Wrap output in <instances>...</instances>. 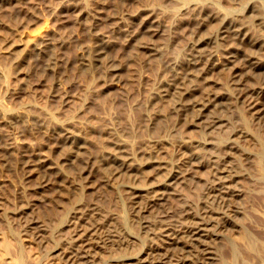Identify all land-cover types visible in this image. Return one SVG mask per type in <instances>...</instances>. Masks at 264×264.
Listing matches in <instances>:
<instances>
[{"label":"rangeland","instance_id":"obj_1","mask_svg":"<svg viewBox=\"0 0 264 264\" xmlns=\"http://www.w3.org/2000/svg\"><path fill=\"white\" fill-rule=\"evenodd\" d=\"M139 3L149 7L160 21L161 31L155 36V40L164 43V46L159 53L148 55L145 49L137 50L136 41L120 35L103 54L98 55L95 48L92 49V54L91 52L89 54L92 61L87 55L89 52L85 53L86 57L80 56L81 49L94 45L101 33L113 34L116 19H109L111 16L124 15L131 33L138 31L142 26L140 23L142 14L137 17L132 15V11ZM61 4L65 11L60 15L57 14L56 8ZM218 5L231 7L229 9L235 10L234 13L239 15L238 17L240 14L243 15L240 18L242 21L252 19L250 24L255 21V25H252L256 28L258 25L259 31H256V28L254 30L252 28L251 31L255 36L261 35L264 40V26L255 19L256 15L261 16L264 12V0H0V70L3 73L0 75V107L5 110H24L34 118L29 123L16 124L0 119L2 136L0 143H3L0 144V236H3L0 237V259L5 256L4 264L9 263L7 262L9 259L11 260L9 264L16 263V260L13 261L11 258H16L17 255L21 256L23 262L19 260L16 264H73L66 256L71 248L66 247L65 241L73 233L68 227V217L72 214L75 203L97 208L94 209L95 217L80 219V227L78 226L80 229L74 231L77 232L74 237L78 234L83 235L77 238L84 244V248H90L89 252L92 255L88 258L93 261H88V264H178V260L173 258L171 253L174 245L171 243L172 239L161 236L156 240L152 234L145 232L146 228L141 223L143 219L152 218L154 212L160 208V202L153 201L152 204L149 203L147 210L142 211L140 206L144 204L141 200L143 197L135 198L129 194L126 185L131 182L124 175L117 176L113 173L112 166H109L104 158L107 154L105 149L109 151L112 140L121 139L126 147L136 151L138 158L149 156L147 151H150L152 154L150 152L149 154L152 156L158 152L157 155L160 154L161 158L162 155L163 158L166 156L164 159H173L177 155L178 158L182 157L186 153L182 154L184 151L180 149L179 142L184 138H188L184 139L185 141L193 139L194 143L210 140L216 145L219 140L233 136L229 130H225L229 133L222 131L224 128H216L211 132L202 128L204 118L212 112L223 114L228 119V126L225 128L232 129L244 124L248 131L247 137L245 134L241 135L242 133H237L238 137L234 135L237 143L233 139V144L236 143L235 148L228 149L229 154L224 161L237 175L232 181L224 182L222 189L241 191L242 195L234 198L240 202L243 213L231 212L229 218L227 217V225L231 230L237 227L239 231L248 234L252 238L248 241L249 245H253L254 242L252 247L256 252H261L264 246V232L259 226L264 221L261 213L264 212V171L260 173L258 166L261 163L264 165V156L260 155L261 151H264V120L258 122L252 118L248 109L239 100L230 97V93L237 91V87H240L239 90L251 88L264 79L246 71L243 66L239 70L241 73L234 74L229 66H225L224 70L222 66L217 67L208 74L211 76L206 80L189 76L176 78L181 90L189 86L200 87V90L202 86H206L212 97L219 94V98L222 96L219 100H213L214 104L211 102V106L204 109L201 118L198 119L192 116L190 109L180 105L179 102L182 101L179 100L180 95L177 92L164 97H159L156 93L160 77L169 81L174 79L171 67L168 68L167 65L185 63L194 52L190 49L189 43L191 30L197 24L199 10L212 9ZM250 9L252 11H249ZM127 10H131V13ZM217 20L219 19L211 21L204 31H207L205 34L208 35L218 34L216 41L221 45L230 37L225 38L226 34L225 37L219 36L220 22ZM94 22L97 24L92 28L90 25ZM40 27L54 43L38 56L30 49L17 67H11L9 63L11 56L5 52L7 42L16 38L17 29L34 33ZM207 46L212 47L209 49ZM207 46L206 49L211 50L215 44ZM28 48H32V44ZM258 55L264 56V52L260 51ZM115 66L119 69L117 73L111 69ZM113 72L116 74H112ZM174 106L175 109L171 108ZM53 120L63 122L71 128L80 126L85 143L77 151L78 157L66 164L60 163L62 166L59 165L61 166L59 174L54 173L50 179L48 175V181L46 179L41 183V179L30 175L26 166L17 157L22 150L45 141L54 142L53 137L43 130L45 126H51ZM105 144L109 147L107 145V148ZM211 145H207L206 148L192 147L197 153L192 161L197 165L189 177L187 176V180L177 186L180 198L168 195L167 201L174 208L184 201L189 203L191 209L200 210L203 205V188L208 175L207 162L211 159L213 150L214 153H219ZM187 151L191 150L185 152ZM101 164H104L103 167ZM153 168L149 165L145 170L152 171L143 170L142 173H152ZM218 204H213L214 208L221 210ZM213 215L214 220H217L220 214L215 212ZM119 217L123 221L127 220L124 225L126 227L122 226L124 223L121 219L118 220ZM170 218L176 220L177 215L172 213ZM27 219H32L30 221L33 223L25 222ZM34 219L41 225L38 232L30 228L36 223ZM175 220L173 223L177 224ZM98 223L100 227L96 225L99 227L96 231L94 228L85 232L87 225L90 228L92 224L94 226ZM210 228H216V231L218 229L213 225ZM113 234L116 236L111 237ZM107 236L110 239L104 240ZM219 237L212 234L211 239L205 238L207 241L209 239V244L214 246L212 248L219 256V261H215L214 264H223L220 258L226 261L225 264H230L232 252L230 253L229 245H224L229 240ZM111 238L118 240L113 241ZM3 239L6 242L10 241L6 243L2 241ZM141 247L143 251L138 255L139 257L147 255L145 261L139 262L137 258H119L122 254H132ZM196 248L201 249V245ZM240 249L237 250V254L242 253L243 249ZM196 253V264H201L202 258L199 255L201 256L202 252ZM158 258L162 261L160 262Z\"/></svg>","mask_w":264,"mask_h":264},{"label":"bare ground","instance_id":"obj_2","mask_svg":"<svg viewBox=\"0 0 264 264\" xmlns=\"http://www.w3.org/2000/svg\"><path fill=\"white\" fill-rule=\"evenodd\" d=\"M191 4H193V3H191ZM190 8H192V5ZM229 8H231V7H229ZM229 8H228V6H227V8H225V7H222V5L220 7L218 5L216 7H213L212 9L204 8L203 10L202 9L199 10L200 12L198 11L199 14H198V17L196 19L197 24H196V26H193L194 28H193V30H191V39H190V43H189L190 49L192 50V52L193 51L194 52L190 54V57L187 58V61L185 63L184 62L171 63V64L167 65L168 68L171 67L170 71L172 72V75H174L173 80L171 79V81H169L167 78H164V77H160V79H159V85L157 87V92H156L157 96L164 97V96L169 95V93H176L177 92L180 95L179 100H181L182 102H179L178 100H176V101L179 102L180 105H182V107H184L186 109H190L192 116H194L197 119L201 118L202 111L204 109L208 108L209 105L211 106V102L213 100H215V99L219 100L222 96L219 98V96H220V94H219V95H215L214 97H212V94L210 93L209 88H206V86L205 87L202 86V88L200 90H199L200 87L197 88L196 86H189L186 88H182V90H181V89H179L180 86L178 87V82H176L177 81L176 78H181V77L184 78L186 76H189V77L196 78V79H205L206 80L207 77L211 76V75L208 76V74L213 69H215L217 67L222 66L223 70H224L225 66H227V67L229 66V69L234 74V72L241 73V72H239V70L243 66L246 68V71H249L252 74L254 73L255 76H257V77L260 76V78L264 79V56L258 55V53L260 51L264 52V40L262 37H260L261 35L259 36V35H257L258 34L257 33L256 34L257 36H255L254 33L251 31L252 28H253V30L256 28V27H254L255 21H254V23H252L254 25L250 24L252 19L249 20L250 22L245 21L244 20L245 18L243 19L244 21H242L240 18H241V16L243 17V15L240 14V17H238L239 15L234 13L235 10L232 11V9L230 10ZM148 9H149V7H147L141 3L137 4L135 6L134 10L131 9V10H133L132 15L137 16V15L142 14L141 15L142 16L141 21H140L142 26L135 33H131V31L129 30L128 25L124 20V15H121V16L114 15V16L109 17V19H116V24L113 25L114 29L112 28L113 34H107L105 32L104 33L100 32L101 35H99V37L95 41V44L91 45V46L84 47L83 49H81L80 56H83V55H85V53L87 54L88 52L89 53L87 55H89L91 50L94 48L97 51L96 54H98V55L103 54L109 48V46L112 44L114 39H116V37L118 38L120 35H124V37L126 36V39L128 37L129 40L133 39L134 41H136L135 43H136L137 50L138 49H145L146 52L148 53V55H155V54L159 53L161 51V49L163 48L164 43L162 42L163 44H161V42H158L157 39L155 40V38H156L155 36L160 34L159 32L161 31V25H160V21H158L154 12L151 11L150 9L149 10ZM131 10H127V11L130 12ZM64 11H65V7L62 6V4L56 8L57 14L60 13V15H61V13ZM249 11H252V10L250 9ZM262 13L263 14L261 16L256 15L255 19L260 21L261 25L264 26V12H262ZM126 14H128V13L126 12ZM112 15H113V13H112ZM137 17H139V16H137ZM247 17H249V16H247ZM215 19H219L217 21L220 22V24H218V25H220V29H218L220 31L219 36H221V37L226 36L225 38H227V36L230 37L224 44H221V45H220V42H219V44H217V41H216V40H218L217 39L218 38L217 33H216L217 35H208V34H205V33H207V31L206 32L204 31L205 27L211 21H214ZM247 19H249V18H247ZM110 21H112V20H110ZM88 24H89V22H88ZM96 24H97V22H94L90 26L92 28H94ZM23 27H25V26H23ZM257 27L259 28L258 25H257ZM218 28H219V26H218ZM258 28H256V31L258 30ZM43 29H45V28L43 27ZM43 29L40 27V29H37L34 33H32V32L29 33L25 29H17L16 30V35H15L16 38L13 40H9L7 42L6 48H5V52L9 56H11V59L9 62L11 67H14V68L17 67L20 64L22 57L24 55H26L30 49L32 52H34V54H36L38 56L41 53H43L44 51H46V48H49V46H51L52 43H54L53 40H50V38H48L44 34ZM262 31H263V29H262ZM263 33H264V31H263ZM259 34H260V32H259ZM6 41H7V39H6ZM30 44H32V48H28L30 46ZM208 44H215V46H213V48L211 50H207L206 46ZM210 47H212V46H209L208 48L210 49ZM91 54H92V52H91ZM96 54H95V56L97 57L98 55H96ZM87 55H85V57ZM80 59H81V57H80ZM89 59H90V55H89ZM93 62H94V60H93ZM45 64H47V63H45ZM111 69L116 73L119 70L116 66L111 68ZM226 69H228V68H226ZM114 72L112 74L115 75L116 73H114ZM228 72H230V71H228ZM1 74H3V73L0 70V75ZM110 81H112V80H110ZM199 84H202V83H199ZM239 88L240 87H237L238 90H239ZM238 90L230 93V97L232 96V98L239 100L240 103L243 104L246 109H248V112H249L250 116H252V118L257 120L258 122L264 120V80L262 82H260L259 84H256L255 86L251 87V88H248L245 90L240 89L239 91ZM214 94H216V93H214ZM159 97H158V99H159ZM166 98H168V97H165V99ZM216 104H217V101H216ZM178 105H176V106H178ZM219 105H221V104H219ZM172 106H173V103H172ZM171 108L175 109V106L171 107ZM168 113H169V110H168ZM0 119L7 122V123L10 122V123L16 124L18 122L29 123L34 118L31 116L30 113H27V111H24V110H20V109L5 110V109L0 107ZM203 121L204 122L202 124V128L205 129L207 132H211L212 130L214 131V129L216 130V128H224V130L222 129V131L229 130L230 135H233L232 136L233 138L232 137H226L222 140H219L218 143H216V145H214L213 142L210 140L209 141L208 140H200V141H197V143H194V141H192L193 139L185 141L188 138H186V139L184 138L185 140L184 139H183V141L180 140L181 142H179L180 144L179 143L178 144H179L182 152L184 151V153H182V154L186 153V155L182 156V154H180L182 157L178 158L177 157L178 155L176 154L177 156H175V157H177V158L174 157L173 159H170L168 157L169 159L166 158L167 160L164 159L166 157L165 155H164L165 156L164 158H163V155L161 158L160 157L161 155L160 154L157 155V153H158L157 152V153H155L157 156L156 155L152 156L149 154L150 151H147V150H146L148 152L147 155H149V156L138 158L136 151H133V150L129 149L128 147H126L125 143L121 139H114L111 142V146L109 148V151L105 149V152L107 151L106 152L107 154L104 158H105L106 162L109 164V166L110 165L112 166V169L114 170L113 173H116L117 176L119 174H122L127 179H129V182H131V184L126 185V187L129 190L128 191L129 194L135 198H139V197L142 198L143 197V199H141V200H143L144 204L142 206H140L142 211H145L148 209L149 203H151V202L153 203V201L154 202L155 201L160 202V204H159L160 208L158 206L159 209L156 210V212H154L152 218L151 219H143V220H141V223L143 224L142 226L146 228L145 232L148 234H152L156 240L161 238V236H167L170 239H172L171 243L174 245L171 244L172 249H173V252H171V253L173 255V258L178 260V264H196V262H197L196 257H195L197 254L196 252H199V253L202 252L201 256L198 254L199 257L202 258V259L199 258L201 261V264H214L215 261L216 262L219 261V256L217 255L216 251L212 248L214 246H211L210 245L211 243L209 244V239H208V241L205 239L207 237L211 239L212 234L215 235V237L220 236V237H223L222 239H224V240L226 238H227V240H229V242L224 241L225 242L224 245H229V247L231 249L230 253L232 252L231 260L229 261L230 264H264V246H263V249L261 248V252H259V253L256 252L255 248L252 247V246H254V242L252 243L253 245H251V244L249 245L248 241L252 240V238L248 234L242 232V230L239 231L240 229L237 227H235L234 229L231 230L227 225V223H228L227 217L230 215L231 212L243 213V211L240 209V202H237L236 198H234V196L236 197L238 195L239 196L242 195L241 191H231V190L230 191H224L222 189V187H223L222 184L224 182L232 181L234 179V177L237 175L235 170H233V168H231L226 163V161H224L226 155L229 154L228 149L230 150V149L235 148V144L237 143L235 138H234V135L236 136L237 133H242L241 135L245 134V136H246V135H248V131L245 128L244 124L243 125L242 124L237 125L234 128L232 127V129L230 127L225 128V126H228L227 125L228 119H226V117L223 114H217L216 112L215 113L212 112L209 115L207 114V116L204 118ZM49 125H50V123H49ZM43 130L45 133H47L53 137L54 142L53 143H51L50 141L43 142L41 140L43 143L37 144L36 146H33L31 148H27L24 151L22 150L20 155L18 154L19 156L17 157L19 160L22 161L24 166H26V169L29 171L30 175H34L36 179H39V180L41 179V181H40L41 183L46 181V179L48 181V175H49V179H50V176L53 175L54 173H55L54 175L59 174V172L61 171L60 167L62 166L60 163L66 164V162H68L70 160L73 161V158L78 157L77 151L85 143V140H84L85 137L82 136L83 131H81L80 126H76V128H74V127L71 128L63 122L54 121L51 124V126L47 125L43 128ZM225 132H228V131H225ZM173 135H175V134H173ZM178 136H179V134H178ZM238 136H239V134H238ZM238 136H236V137H238ZM48 137L50 138V136H48ZM233 139L236 142L235 144H233V142H234ZM12 142H11V144H12ZM0 144H3V143H0ZM6 144H7V142H6ZM209 144H212L211 147L214 149H217L219 153L216 154V153H214V150H213L211 153V157H210L211 159L207 162L208 175L206 177V179H207L206 184L203 188V196H202L203 205L201 206L200 210L191 209L189 203L184 201L181 204H179L177 207L174 208V206L172 204H169L167 201L168 200L167 198L169 197L168 195L172 194L171 196H175L177 198L178 197L180 198L181 194H180V191L178 190L177 186L180 183H183L184 181L187 180V176L195 170L194 166L197 165L196 163L194 164V162L192 161V159L195 158V155L197 154L195 152V150L192 149V147L198 146L201 148H206L207 145H209ZM107 145H106V147H107ZM179 146H178V148H179ZM224 146L226 148H224ZM29 147H30V145H29ZM85 147H86V145H85ZM108 147H109V145H108ZM139 147H141V146L139 145ZM236 147H238V146H236ZM62 149H64V150L61 151ZM151 149H152V147H151ZM160 149L162 150V148H160ZM149 150H150V146H149ZM157 150L159 151V147ZM161 150H160V152H161ZM186 150H191V151L185 152ZM12 152H14V151H12ZM57 152H60V153H58L55 156V154ZM165 153H163V154H165ZM11 155H13V154H11ZM15 155L17 156V154H15ZM260 155L264 156L263 150L261 151ZM172 156H173V154L170 157H172ZM259 163H261V161ZM59 165H61V166L59 167ZM103 165H102V167H103ZM149 165H152L154 167L153 172L149 173L152 170L147 169V170H150L148 172L149 174L148 173L143 174L142 173L143 170H145V168L148 167ZM101 168H99V169H101ZM104 168H106V167H104ZM258 169L260 170V173H261L262 171H264V165L262 163L259 164ZM147 170H145V171L147 172ZM45 183H47V182H45ZM66 186H68V185H66ZM179 188H181V187H179ZM77 193H80V192H77ZM255 193L257 194L256 191H255ZM238 199H239V197H238ZM78 201H80V198ZM78 201H76V202H78ZM263 201H264V199H263ZM27 202L29 203V201H27ZM27 202L25 203V207L28 206ZM217 203L220 204L221 210L220 209L216 210L214 208L213 204L217 205ZM75 204H76V206L73 208L72 214L70 215V217H68L69 218L68 219V227L70 228V231H72L73 233L70 232L71 234L68 236L67 240L65 241L66 247L71 248V250L69 251V253L66 254V256L69 257V260L73 264H86V263L88 264V261L89 262L93 261L92 259L88 258L89 256L92 255L89 252L90 248L87 247L88 250H87V248H84V246H83L84 244H82V242L79 240V238L82 237L83 235L79 236L80 234H78V236L74 237L75 235H77V232H74V231L76 229H80V228H78V226L80 225V222H81L80 219L95 217L94 216L95 215V211H94L95 208L90 207L89 205H85V204H78V205H77V203H75ZM241 206H243V205H241ZM22 207H24V206H22ZM30 207H31V204H30ZM154 211H155V209H154ZM215 212L220 214L217 216L218 217L217 220H214L215 216L213 214ZM172 213H175L177 215L176 220L170 218ZM261 213H263L262 215L264 216V212H261ZM245 214H244V218L246 217ZM244 218L242 216V219H244ZM120 219L121 218L119 217L118 220L120 221ZM30 220H32V219H29V220L27 219V220H25V222L29 221L31 223L32 221H30ZM121 220L124 223V224H122V226L126 227L124 225H126L125 221H127V220H124V221H123V219H121ZM173 220L177 221V224H174ZM33 221L36 223L33 224L32 226L30 225L31 226L30 228H33V230L38 232V230L41 229V225L39 224V221H36L35 219ZM212 221H214V222H212ZM249 221H251L250 218H249ZM235 222H238V221H235ZM109 223H110V221H109ZM92 225L90 228H88V225L87 226L85 225L86 226L85 232L87 231V229L92 230L94 228H95L94 231H96V229H98L100 227L99 223L94 224V226H92ZM96 225H98L99 227H97ZM212 225L214 226V228L217 227L219 230L217 229V231H216V228L211 229L210 227ZM108 227H109V225H108ZM259 229H261L264 232V221H263V224L261 226H259ZM81 230H84V229L81 228ZM100 230H101V228H100ZM111 230L115 231L112 228H111ZM218 231H221V232L219 233ZM90 235H91V232H90ZM112 236H116V235L113 234V235H111V237ZM0 237L3 238V236H0ZM77 237H79V238H77ZM117 237H119V236L117 235ZM181 238H182V240H180ZM106 239H110V238H108V236H107L104 238V240H106ZM111 239H114V238H111ZM78 240L80 243H78ZM115 240H118V238H115L113 241H115ZM217 240H219V239H217ZM2 241H5V240L3 239ZM8 241H10V240H8ZM214 241H215V239H214ZM5 242H3V243H5ZM8 244H6V245H8ZM3 245L5 246V244H3ZM200 245H201V249L198 248L199 249L198 250L196 247L200 246ZM240 248L243 249V251H242V253L240 252V254H237V250ZM142 251L143 250L141 247L138 251H136L132 254H122L121 256H119V258L120 259L137 258L139 262L145 261L147 255L142 256V257H139L140 255H138V254H141ZM3 252H6V251H3ZM70 253H72V254H70ZM153 254L154 253H152V256H153ZM8 255H10V254H8ZM155 255H156V253H155ZM160 255H162V253ZM20 257H21L20 255L19 256L17 255L16 258L12 257L11 259L12 260L15 259L16 263L23 262L21 260L22 258H20ZM153 257H155V256H153ZM153 257H152V259H153ZM4 258H5V256H4ZM4 258L0 259V260H2L1 261L2 263L0 262L1 264H4L3 263ZM160 258L162 259L161 256H160ZM160 258H158L159 261H160ZM9 260L7 262L10 263L11 260L10 261ZM151 261L152 260L150 259V262ZM220 261L223 264H225V262H226L222 258H220ZM148 262H149V260H148ZM9 263H6V264H9ZM16 263H14V264H16Z\"/></svg>","mask_w":264,"mask_h":264}]
</instances>
